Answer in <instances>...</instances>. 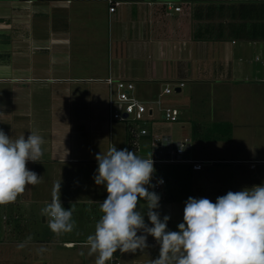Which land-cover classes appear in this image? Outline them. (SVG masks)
<instances>
[{
    "label": "crops",
    "instance_id": "crops-1",
    "mask_svg": "<svg viewBox=\"0 0 264 264\" xmlns=\"http://www.w3.org/2000/svg\"><path fill=\"white\" fill-rule=\"evenodd\" d=\"M207 1L183 0L176 2L179 10L167 12L162 0H123L113 11L108 10L106 0H0V129L12 140L22 135L27 139L31 133L41 136L44 143L40 162L50 164L56 172H64L76 161L97 163L98 148L95 156L73 152L82 135L76 123L96 114L92 110L83 116L84 120H75L77 113L84 112L76 104L91 101L97 86H102L108 95V85L103 80L107 75L132 79L137 94L143 98L154 97L170 80L192 78L194 88L212 93L203 117L227 120L234 127L248 125L238 119L233 109L236 100L257 99L241 93L246 86L264 90V71L261 73L251 64L252 60L263 62L264 39L245 43V39L195 38L197 21L204 18H196L193 11ZM208 19L217 20L205 18ZM213 49L219 54H213ZM260 117L259 124L264 126V104L260 106ZM98 123L95 118L88 121L94 130ZM108 130L110 133L109 123ZM99 134L97 139L102 138ZM108 147L109 144L100 154L105 155ZM252 152L213 159L244 163L253 169L256 163L264 162V155L253 156ZM224 178L219 174L216 184L208 185H215L221 192L225 182L234 183L239 177L231 175L228 181ZM201 179L204 185L212 180ZM94 197L78 200L82 205L76 208L65 207L73 210L75 227L59 237L52 231L37 232V224L1 222L0 264H95L96 255L87 254L85 242L94 234L105 198ZM144 206L139 201L137 210L151 227ZM183 208L160 201L156 211L161 219L170 217L167 230H178ZM15 217L18 218L16 210ZM46 219L42 216L43 222ZM147 244L143 251L117 250L114 255L122 264H151L159 255L160 245L151 235H147Z\"/></svg>",
    "mask_w": 264,
    "mask_h": 264
},
{
    "label": "clouds",
    "instance_id": "clouds-1",
    "mask_svg": "<svg viewBox=\"0 0 264 264\" xmlns=\"http://www.w3.org/2000/svg\"><path fill=\"white\" fill-rule=\"evenodd\" d=\"M43 143L41 136L32 133L27 139L22 135L12 140L0 129V205L15 202L26 186L41 182L40 175L26 164L40 162ZM184 147L185 143L179 144L181 151ZM96 160L93 179L96 185L105 186L107 197L100 204L102 215L94 234L85 242L87 254L96 255L95 264H106L117 250L143 251L148 247L147 235L160 245L159 255L151 264H264V183L228 191L214 203L189 196L183 222L177 225V231H169L170 217L161 219L156 211L160 196L149 190L163 183L162 178L152 183L156 169L151 154L142 158L113 145L105 155L98 153ZM60 188L59 180L53 186L51 202L41 210L57 237L71 233L75 227L73 210L65 209L60 201ZM141 199L151 227L137 210Z\"/></svg>",
    "mask_w": 264,
    "mask_h": 264
},
{
    "label": "rangeland",
    "instance_id": "rangeland-1",
    "mask_svg": "<svg viewBox=\"0 0 264 264\" xmlns=\"http://www.w3.org/2000/svg\"><path fill=\"white\" fill-rule=\"evenodd\" d=\"M173 1L182 2L183 0ZM244 42L247 43L246 40ZM215 52H217V54ZM219 52L220 51H215V49H213V54L218 55ZM262 56L263 62L261 60H252L251 62V64L254 65L253 67L258 68L261 73L264 71V54ZM176 82V80L169 81L171 86H174ZM184 83L180 91H172L162 96L165 105L175 106L180 110L178 119L176 121H168L158 118L151 123L149 122L147 126L151 133H166L173 138H188L192 144L194 156H199L200 158H226L236 154L239 155L242 152L245 153V155H250L251 151H253V156L264 155V126L259 124V119L261 118L260 106L264 104V98H258L260 95H264L263 89L257 90L251 86H246L247 88L241 91V93H247L250 97L257 96V99L247 98V100L242 102L236 100L233 109L234 114H236L237 117L239 116V120L241 118V121L244 120L249 123L248 125H238L235 127L231 125L230 137L217 139L213 138V135L220 136L222 133L219 134L218 132H221L223 129L213 128V130L209 129L208 133H205L207 126H210L215 120L212 121L208 120V117H203V115L206 114L203 110L205 107H208L212 93H209V91L202 93V91L197 90L198 88H194L195 82L192 78H185ZM81 88L82 91L85 89V87ZM93 94L94 97H92L91 101L76 104V108L79 111L83 109L84 112L80 113L82 114L81 116L77 113L78 117L75 120L95 110L96 114L91 117L99 122L98 125H95V130L92 127L93 124L90 126L91 129L88 121L93 118H88L90 114L85 116L87 117L85 120L83 117V123H76L77 129L82 130V135L77 139L78 144L73 146V152L80 156H95L97 148L99 149L97 153H101V149L109 144L108 140L110 139V133L107 123L108 106L105 102L108 95H106L102 86H97ZM241 113H243V115H241ZM193 123L198 124L197 135H193ZM99 131L100 134L97 133ZM98 134L101 135V139L96 138ZM112 137L117 144L125 140L122 122L113 124ZM98 143L99 145H97ZM146 150H148V148ZM92 158L94 159V157H89V159ZM255 165V168L249 169L244 163L216 160L210 164H206L200 170L192 171L187 163H160L157 165L158 171L167 178V183L164 186V195L160 201L170 202L174 207H184L185 201L191 196L194 198H208L214 203L218 196L225 195L228 191H240L244 188H250L254 186V184L259 185L264 183V162H258ZM26 167L40 175L41 182L35 186H26L25 191L17 196L15 202L0 205V223L5 221H25L30 224L39 225V228L36 227L37 232L51 233L48 226V218L44 222L42 221L41 210L51 202L53 186L59 180L61 181L59 198L71 201V203H63L61 200L64 208L68 206L76 208L82 205L81 201L78 200L84 198H92L94 196L96 198L107 197L105 186L96 185L93 179L98 167V163L96 162L76 161L73 162L70 167H66L64 172H56L55 169H52L50 164L44 162L30 161L27 162ZM254 172H257V176H253ZM219 174L226 176V178H224L225 181H228L231 175H237L239 178L236 179L234 183H231V181L225 182V186L222 187L220 189L221 192H219L216 190L215 185H208L211 182L216 184L214 181L217 180ZM201 178L204 180H206V178L212 180L209 181L207 185H204ZM228 184H233V187H229ZM140 202L143 204L145 203L142 199ZM15 210L17 211L18 218L15 217ZM3 213L5 218L2 216ZM54 247L60 246L54 245ZM54 250L59 251L58 249ZM53 253H56V251ZM55 262V264L59 263V261Z\"/></svg>",
    "mask_w": 264,
    "mask_h": 264
},
{
    "label": "built area",
    "instance_id": "built-area-1",
    "mask_svg": "<svg viewBox=\"0 0 264 264\" xmlns=\"http://www.w3.org/2000/svg\"><path fill=\"white\" fill-rule=\"evenodd\" d=\"M108 10L113 11L117 5L123 0H106ZM166 11L172 9L179 10L180 5L173 0H162ZM258 58V55H256ZM103 80L108 85V123L110 129L109 147L115 146L117 150L127 148L142 158H148L150 154L154 161L152 183L156 184L158 178L163 179L162 184H156L155 188L149 189L155 191L160 200L164 195V186L167 183V178L159 173L157 165L160 163H187L194 170H200L206 164H210L215 159L212 158H196L192 155V145L188 138L180 137L173 138L169 134L151 133L147 124L158 118L168 121H176L180 114V110L175 106L165 105L162 96L175 91V87L184 85L183 80L177 81L174 86L170 83H165L154 97L143 98L136 92V85L132 79L125 77H116L107 75ZM123 123V131L125 140L117 144L112 137V127L114 123ZM167 142V143H164ZM184 150L181 151L179 144H184ZM148 148V150H146ZM5 217V215H3ZM110 264H122L115 255L110 260Z\"/></svg>",
    "mask_w": 264,
    "mask_h": 264
},
{
    "label": "trees",
    "instance_id": "trees-1",
    "mask_svg": "<svg viewBox=\"0 0 264 264\" xmlns=\"http://www.w3.org/2000/svg\"><path fill=\"white\" fill-rule=\"evenodd\" d=\"M193 14L198 19L193 36L197 39H264V0H209L194 9ZM213 18L217 20H205ZM231 122L227 120L214 121L207 126L209 129L222 128L220 136L213 138H229ZM198 124L193 123V135H197ZM203 133V134H205Z\"/></svg>",
    "mask_w": 264,
    "mask_h": 264
},
{
    "label": "water",
    "instance_id": "water-1",
    "mask_svg": "<svg viewBox=\"0 0 264 264\" xmlns=\"http://www.w3.org/2000/svg\"><path fill=\"white\" fill-rule=\"evenodd\" d=\"M180 90V88L179 87H175V91H179Z\"/></svg>",
    "mask_w": 264,
    "mask_h": 264
}]
</instances>
